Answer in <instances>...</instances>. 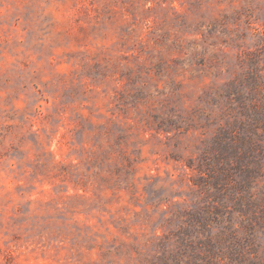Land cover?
<instances>
[{"label": "clouds", "instance_id": "1", "mask_svg": "<svg viewBox=\"0 0 264 264\" xmlns=\"http://www.w3.org/2000/svg\"><path fill=\"white\" fill-rule=\"evenodd\" d=\"M260 117L264 0H0V264H264Z\"/></svg>", "mask_w": 264, "mask_h": 264}, {"label": "rangeland", "instance_id": "2", "mask_svg": "<svg viewBox=\"0 0 264 264\" xmlns=\"http://www.w3.org/2000/svg\"><path fill=\"white\" fill-rule=\"evenodd\" d=\"M239 99V97H238ZM243 115H248V113L246 111H244L242 113ZM259 115V114H258ZM260 118H264V117H260ZM241 131H244L243 126H241ZM227 141V142H225ZM243 146V140H241V143L238 146H233L231 143V134L228 131H222L221 134L215 139V141L213 142V152H218L219 155L217 157H215V161L217 164L220 163L221 160L224 161L225 163V167L227 166V160L228 157H235L236 156V152H237V147H242ZM247 157V153L245 154V157L239 158L238 159V163H237V168L233 169L232 171L234 172H238L241 174L242 178L244 180L247 179V177L251 174L250 172L247 171H242L239 167V165L241 163H243L244 159ZM219 174L215 175V176H210L208 180H203L202 179V183H204L205 185L207 184H211L212 187L216 188V192H215V197L217 199H222V187H223V183L226 180V177L224 175V168H219ZM147 192H149V195L151 196V188L149 187L148 189H146ZM156 195L158 196L159 193H156ZM217 212H219L220 210L217 209ZM206 220V217L201 214L200 212H193L192 214H190L189 219L187 221V223L191 226L193 224L196 223H204Z\"/></svg>", "mask_w": 264, "mask_h": 264}]
</instances>
